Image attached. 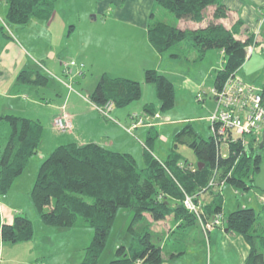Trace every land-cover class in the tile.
Returning a JSON list of instances; mask_svg holds the SVG:
<instances>
[{
    "label": "trees",
    "instance_id": "obj_1",
    "mask_svg": "<svg viewBox=\"0 0 264 264\" xmlns=\"http://www.w3.org/2000/svg\"><path fill=\"white\" fill-rule=\"evenodd\" d=\"M4 1L8 4V22L17 25L26 24L32 17L49 20L54 12V0ZM155 6L167 10L176 19L203 23L197 29H181L172 23L154 21L151 10L147 40L159 54L185 43L195 52L191 61L202 60L211 49L222 51L224 63L216 72L214 88H220L236 73L253 46V34H247L243 40L237 38L244 31L242 22H236L231 29L219 22L227 15L219 0H154ZM209 7L214 10L210 12ZM44 80L38 71H21L16 79L18 84L33 85H41ZM144 81L155 85L161 111L173 108L174 86L168 78L150 69L144 72ZM140 96L138 81L103 75L87 100L97 107L111 102L113 107L120 108ZM143 111L149 116L155 114L151 104L144 105ZM0 120L9 127V135L0 150V195L5 196L40 149L43 127L38 120L9 114L0 116ZM155 136L148 132L147 142ZM179 143L192 148L197 159L195 166L177 151ZM241 144V139L230 144L228 155L221 156L213 136L203 139L190 125H185L175 133L174 147L164 161L156 159L147 145H143L146 151L142 169H138L128 153L95 143L61 144L38 167L31 201L45 226L67 228L84 224L92 228V241L78 264H98L120 208L132 211L127 228L131 242L127 247L117 246L115 257L108 264H136L137 261L162 264V247L155 242L157 236L151 230L152 223L173 215L182 228L199 227L195 216L183 207L185 195L200 201L203 216L211 218L221 213V183L241 191L255 188L253 181L261 159L258 140L250 137L247 151ZM261 207L258 212L251 208L237 209L225 218L226 229L238 234L248 246L244 264H264V203ZM32 234V223L23 215L16 214L11 223H0V238L4 243L29 242Z\"/></svg>",
    "mask_w": 264,
    "mask_h": 264
},
{
    "label": "crops",
    "instance_id": "obj_2",
    "mask_svg": "<svg viewBox=\"0 0 264 264\" xmlns=\"http://www.w3.org/2000/svg\"><path fill=\"white\" fill-rule=\"evenodd\" d=\"M219 1L227 9L226 17L219 20L225 28L231 29L236 22L240 21L243 23L244 31L237 38L243 40L247 34H253V45L264 44V35L262 34L264 27H261V24L264 23V0ZM111 4L115 5V9L111 8ZM151 10L154 11V0H100L96 14L91 16L93 20H97L96 17L99 15L101 19L108 16L107 20L110 22H120L128 25L118 27L107 26L105 23L100 28L89 27L85 35L82 36V32L74 25L69 26L71 27L69 29L67 28V23L60 22L56 18V11L53 12L49 20L32 17L35 20H30L32 23L29 21L31 23L30 26L27 24L29 22L23 25L10 23L6 18L8 4L6 1L0 0V116L9 114L38 120L43 129H46L42 133L40 148L47 141L49 147L46 151L48 152H42L38 157L35 154L30 158L29 163L34 168L43 161L53 148L66 143H75L77 145L95 143L113 151L128 153L132 157V153H136L137 149L130 139V136L133 135L128 134L124 130V126H129V117L136 114L137 111L129 112L130 109L113 110L112 123H105L104 125L101 121V114L95 108L94 110L89 108L87 114H80L82 111L79 109L83 108L81 99L78 98L79 96L74 97L72 94H67L64 98L67 105L63 110L70 117L73 128L69 133L62 134L57 131L60 135H56L52 130L53 119L63 112L58 106L52 107L45 105L44 102L50 91L58 97V104L62 102L61 95L64 91L61 88L63 87L57 85L58 83L53 80V77L66 74L64 68V64L67 63L64 62L66 57L78 59V65L72 61L73 65L71 64V67L76 66L77 70H85L82 76L94 79L95 86L103 75L109 78H125L138 81L141 88L150 86L148 84L151 83L144 81V72L152 69L172 82L174 95L178 90L177 86L183 89L185 77L181 76L182 74H177L171 67L179 65L181 60L184 62L191 61L195 57V52L189 45L183 43L176 46L173 52L157 53L147 40V24ZM208 10L212 12L214 7H209ZM52 23L57 24L56 26L59 28L60 34H62L58 39L59 47H56V39L50 38ZM172 23L181 29H197L203 25V23H196L188 19H181L175 22L173 19ZM63 34H65L64 38ZM174 54L177 56H173ZM21 71H38L46 80L41 85L18 84L16 79ZM258 87L263 88L264 81L262 83L259 82ZM182 92H188V90L183 89ZM140 100L141 103L136 106L138 109L146 104H151V100L144 99L142 95ZM144 115L148 116L147 114ZM209 116L206 117L207 120ZM1 123L3 122L0 120ZM148 123L150 125L147 127L136 128L134 136L136 134L145 135V130L155 136L157 133H154V128L157 122L148 118ZM97 126H103L107 130H96ZM5 130L7 131L6 136L9 135V127ZM12 205L6 203V201L2 203L0 199L1 224L13 221L14 209H17V206L13 205V208ZM221 215L222 219L225 220L222 209ZM34 216L36 227L44 232L42 241H48L49 237L46 233L48 231L44 230L49 229H41L42 227H40L35 214ZM145 216L149 221L151 220L149 215L146 214ZM180 224L181 222L176 220L173 215L152 223L151 230L157 236L158 243L161 239L164 240L160 242L162 251L163 249L170 251L171 258L183 254L185 251L182 250L184 247V235L191 226L182 228ZM221 226L215 227L211 231L220 232L222 229L218 230L217 228ZM196 227L197 233L202 235L200 227ZM224 233L231 235L225 229ZM177 234L178 237L174 238V241L167 243L171 237ZM34 240L35 237L29 243L11 244L2 242L0 238V264H36L40 259L43 260V264H49L53 253L52 250L33 251L36 252L34 257L20 259V262L15 259V250L17 251L20 248L19 246H22L21 248L26 252V246L33 244L31 242H34ZM241 241L247 246L242 238ZM163 262L164 258L162 264Z\"/></svg>",
    "mask_w": 264,
    "mask_h": 264
},
{
    "label": "rangeland",
    "instance_id": "obj_3",
    "mask_svg": "<svg viewBox=\"0 0 264 264\" xmlns=\"http://www.w3.org/2000/svg\"><path fill=\"white\" fill-rule=\"evenodd\" d=\"M99 1L100 0H54V11H56V18L62 23H67L66 25L69 29L71 28L69 26L74 25L80 32H82V36L85 35V32L89 27L100 28L105 23L107 26L112 25L118 27L128 25L122 24L120 22H110L107 20L109 18L108 16L101 19V16L99 15L96 17L97 20H93L91 16L96 14ZM111 8L115 9V5L111 4ZM153 12L154 21L167 22L171 24L173 19L174 22L181 20L176 19L167 10H164L158 6H155ZM30 20L33 21L35 18ZM30 22L27 23L29 26L32 23ZM262 24L261 27H264V23ZM56 25L57 24L53 23L51 25L52 33L50 38H55L57 43L56 47H59L60 43L58 39L60 36H62V34H60V30ZM262 34L264 35L263 31ZM64 36L65 34H63V38ZM173 51L174 48L171 51L166 52ZM221 53L222 51L220 52L217 49H211L206 52L204 58L200 61L184 62L181 60L179 65L171 67L172 70L177 72V74H182L181 76L185 77V80L183 81V89L188 90V92H182L183 89H180V86H177L178 90L174 95L175 104L170 110H160V104L157 99L156 87L154 84H148L150 86L141 88L142 97L149 101L151 100V104L155 109V114L153 116H145L143 113V107L140 109L136 107L141 103V96L138 100L132 101L126 106L113 108L115 111L117 109H130L129 112L137 111L136 114L133 115H139L142 117L145 116L147 122L148 118L157 122L154 128V133L157 134L150 141V143L147 142L148 133L146 130L145 135L136 134L135 136H130V139L133 141L135 148L137 149L136 153H132V155L136 160L138 169H142L144 167L143 155L146 151L145 146H143L144 144L147 145V147L151 150L153 156L160 160H164L167 154L170 153L171 149L174 147L175 133L182 129L185 125H190L192 129L203 139L212 137L213 131L211 129V123L206 119V117L212 114L215 110L212 89L214 87L216 72L224 63L223 53ZM72 61L77 65L79 63L78 59L76 60L73 57H66L64 59V62H67L68 65L70 63L73 65ZM84 71L85 70L83 69L77 70L76 66H70L69 71L66 74H60V76L53 77V80L58 83L57 85L63 87L61 88L62 91H64V93L61 95L62 102L58 104V97L50 91L49 96L46 97L44 104L50 105L52 107L58 106V108H60L61 111L65 113L63 109L66 107L67 102H65L64 98L67 94H72L74 97L79 96L78 98H80V101H82L81 103H83L81 104L83 108L79 109L82 111L80 114H87L89 112V108L94 110V107L87 100L88 94L91 92L93 87H95L94 79L92 80V78L89 77L84 78V76H82ZM235 77L246 84H253L254 86L257 85L256 87H258L259 82L262 83L264 81V44L253 45L248 50L246 59L236 71ZM46 109L48 110V108ZM113 110L109 113L111 119H107L101 115V121L104 125L105 123H112V117L114 116ZM130 117L129 120H131ZM126 126L127 125L124 127ZM7 128L8 124L6 122L0 124V150L8 137V135L6 136L7 131L5 130ZM52 128L54 134L60 135L54 127ZM45 130L46 129L44 128L43 131ZM96 130L104 131L107 129L103 126H97ZM232 135L235 136L234 131H232ZM258 136L259 143L261 141L262 134L260 133ZM248 139V137L245 138L246 142L244 147L246 151L248 150L246 146ZM48 145L49 144L46 141L44 146L38 150L36 156H40L42 152H48L46 151L49 147ZM229 145L228 142L225 141V138L220 141L218 147L221 156L228 155ZM177 151L183 156V158L186 159L188 163H191L192 166L196 165L197 159L194 155V151L188 144L179 143L177 145ZM40 164L41 163H39L34 168L32 164L29 163L19 175V178L17 177L13 181L8 193L5 196L0 195L2 203L6 201L8 204L16 205L17 209H14V212L17 215L20 214L25 216L32 223V239L35 237L34 242H31L33 244L26 246V252L21 248L22 246H19L20 248H18L17 251L15 250L14 257L18 262H20V259L34 257L36 252L33 251L52 250L53 253L49 264H78L83 260L86 248L92 241L93 230L91 227L84 224L81 226H71L67 228L45 226L42 224L30 197L31 188L35 181L36 173ZM220 190V205L225 218L228 213L237 209L251 208L258 212L262 208V201H260L259 198L264 197V192L256 188H250L247 191H241L236 190L228 183H224ZM13 205L12 207L14 208ZM15 213L13 214V217L16 215ZM34 214L40 223V227H42L41 229H49L44 230L48 231L46 232L49 237L48 241H42V234L44 232L43 230H40V228L36 227ZM131 219L132 211L130 209H118L107 236L105 247L100 255L98 264H108V262L115 257V250L117 246L123 245L127 247L130 244L131 235L127 231V228L131 222ZM224 221L225 220L222 222V226L217 228L218 230L222 229L220 232L211 231L207 235H204L202 232V235L197 233L198 230L196 226L189 227L184 235V247L182 249L185 250L184 253L171 258L170 251L163 249V264H244L248 247L245 246V244L241 241V238L238 234L230 231L229 233L231 235L224 233V229H226V226L224 227ZM176 237H178V234L171 237L167 243H171ZM161 241L164 240L161 239L159 244H161ZM155 242L158 243L157 237ZM36 264H43V260H38Z\"/></svg>",
    "mask_w": 264,
    "mask_h": 264
},
{
    "label": "built area",
    "instance_id": "obj_4",
    "mask_svg": "<svg viewBox=\"0 0 264 264\" xmlns=\"http://www.w3.org/2000/svg\"><path fill=\"white\" fill-rule=\"evenodd\" d=\"M71 64H64L66 73ZM212 96L215 99V110L208 120L211 123L212 136L218 146L223 138L228 142V145L238 142L239 139L244 145L246 137L253 136L258 140V135L262 134L264 129V87L246 84L235 77L234 73L226 79L220 88L213 87ZM93 107L102 116L111 119L109 113L113 110V103L108 102L103 106ZM130 119V125L124 129L133 136L136 128L150 125L145 116L132 115ZM53 127L63 134L69 133L73 125L70 117L63 112L54 117ZM232 131H234L235 136L232 135ZM223 184L221 183L220 186ZM210 185L213 183L210 182ZM259 200L264 203V197H260ZM182 204L189 213L195 216L204 235H207L213 228L221 226L223 220L221 213H217L211 218H205L201 202L196 201L192 196L185 195ZM136 264H141V261H137Z\"/></svg>",
    "mask_w": 264,
    "mask_h": 264
},
{
    "label": "water",
    "instance_id": "obj_5",
    "mask_svg": "<svg viewBox=\"0 0 264 264\" xmlns=\"http://www.w3.org/2000/svg\"><path fill=\"white\" fill-rule=\"evenodd\" d=\"M258 148H264V129L262 131L261 141L258 143ZM253 185L256 189L264 192V152L261 154L260 164L258 166V173L254 178ZM225 231H228L225 229Z\"/></svg>",
    "mask_w": 264,
    "mask_h": 264
},
{
    "label": "flooded vegetation",
    "instance_id": "obj_6",
    "mask_svg": "<svg viewBox=\"0 0 264 264\" xmlns=\"http://www.w3.org/2000/svg\"><path fill=\"white\" fill-rule=\"evenodd\" d=\"M264 152V148H262V149H259L258 148V155L261 157V154Z\"/></svg>",
    "mask_w": 264,
    "mask_h": 264
}]
</instances>
